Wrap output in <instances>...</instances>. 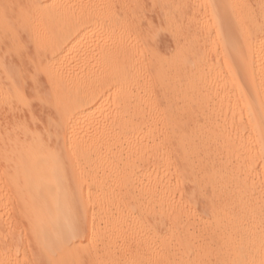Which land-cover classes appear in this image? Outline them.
<instances>
[{
    "label": "bare ground",
    "instance_id": "6f19581e",
    "mask_svg": "<svg viewBox=\"0 0 264 264\" xmlns=\"http://www.w3.org/2000/svg\"><path fill=\"white\" fill-rule=\"evenodd\" d=\"M142 1L0 0V264H264V0Z\"/></svg>",
    "mask_w": 264,
    "mask_h": 264
},
{
    "label": "rangeland",
    "instance_id": "374dc122",
    "mask_svg": "<svg viewBox=\"0 0 264 264\" xmlns=\"http://www.w3.org/2000/svg\"><path fill=\"white\" fill-rule=\"evenodd\" d=\"M156 1V2H155ZM157 0H143L142 1V9L144 10L143 11V14H144V16L145 17H147V18H145V22L143 21L142 23H146V24H144V25H142V29H141V31L143 30L144 32H146L147 34H146V36H147V38H150V37H153L154 36V34L157 32V33H159V36H160V40H159V43H160V45L161 46H163V44L162 43H164V46L166 47V46H168V47H166V48H173V45L171 44L172 42H170V41H172V39H170L171 38V36H170V34L168 33V31H167V27L165 28V27H163L164 25H165V22H164V20L160 17V15H161V13H160V10H161V7H159V6H157V5H155V3L157 4ZM155 6H157V7H155ZM160 8V10H159V8ZM157 8V9H156ZM141 9V10H142ZM158 11H159V13H158ZM145 12V13H144ZM160 17V18H159ZM149 18V19H148ZM163 20V22H162V20ZM147 20V21H146ZM161 20V21H160ZM149 22V23H148ZM162 22V23H161ZM164 23V24H163ZM143 26H145V27H143ZM162 28V30H160L161 28ZM152 29H158L157 31L155 30V33H154V31L152 30ZM163 29H165V33H166V35L164 34V35H162L161 34V31H164ZM160 30V31H159ZM152 31V34H149L150 32ZM159 31V32H158ZM167 31V32H166ZM168 33V34H167ZM151 35V36H150ZM162 36H163V38H164V36L165 37H167V39H170L169 40V42L170 43H168V42H166L167 40L164 38V40H166V41H164L163 39H162ZM168 37H170V38H168ZM162 43H161V42ZM169 44H170V46H169ZM164 46L163 47H160L161 49H163V52L165 53L166 51L167 52H169V50L167 49L166 51H165V49H164ZM169 48V49H170ZM170 49V50H171ZM147 53H149V52H147ZM230 90H231V88H230ZM246 151V150H245ZM258 162H261L260 160L258 161ZM259 165V163L257 164V166ZM259 167V169L261 168L260 167V165L258 166Z\"/></svg>",
    "mask_w": 264,
    "mask_h": 264
}]
</instances>
